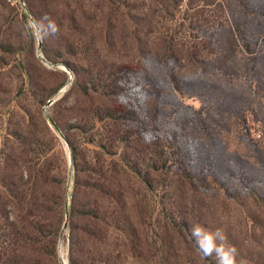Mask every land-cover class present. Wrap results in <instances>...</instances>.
<instances>
[{"label": "rangeland", "instance_id": "1", "mask_svg": "<svg viewBox=\"0 0 264 264\" xmlns=\"http://www.w3.org/2000/svg\"><path fill=\"white\" fill-rule=\"evenodd\" d=\"M235 2L227 18L212 6L189 12L183 7L171 10L168 21L155 20V32L147 41L152 52L164 55L160 30L176 42L193 44L191 55H166L168 63L161 64L157 57L143 58L136 51L142 42L136 39H140L136 16L145 12L132 9L137 0H128V10L115 4L101 9L95 0H41L50 10L37 19L30 15L25 19L22 9L0 0V167L7 158L15 162L9 163V171L21 174L25 144L43 145L61 171L58 176L64 180L68 172L67 184L63 183L68 194L73 186L71 152L53 118L73 124L87 110L125 106L132 117L121 128L154 145L163 160L168 159L170 177L191 172L178 138L206 156L201 172L191 173L190 197L195 208L205 212L207 224L194 217L199 213L193 217L205 229L224 231L238 250V264L241 260L264 264V10H260L264 0H250L246 9ZM197 12L201 23H190ZM45 16L55 21L58 31L40 40L31 25ZM58 42L75 54L66 55L67 62L100 61L153 76L165 72L166 88H140L142 94L150 90L154 95L148 97L123 78L119 95H82L72 87L74 76L63 63L51 64L44 58L43 50L52 54ZM171 74L183 81L177 90L170 87ZM123 90L128 93H120ZM158 90L163 92L156 97ZM48 93H53L52 105L43 98ZM101 126L95 128L105 131ZM155 178L152 192L139 181L135 187L137 264H202L196 251L182 244L184 231L172 230L162 214L159 201L166 193L159 187L160 177ZM181 220L177 218L178 225ZM67 244L63 235L58 243L61 264H67Z\"/></svg>", "mask_w": 264, "mask_h": 264}, {"label": "trees", "instance_id": "2", "mask_svg": "<svg viewBox=\"0 0 264 264\" xmlns=\"http://www.w3.org/2000/svg\"><path fill=\"white\" fill-rule=\"evenodd\" d=\"M137 1L138 5L132 9L145 12L136 16V34L140 36V39H136L142 40L137 41L136 51L143 58L157 57L161 64L168 63L166 55L172 56L179 52L191 55L193 44L176 42L174 36L160 30L159 47L164 55L152 52L147 47V41L155 32V20L158 22L160 18V21H168L166 15L171 10L177 11L183 7L189 12L206 10L212 6L218 7L227 18V10H232L234 4V0H153L155 6H152L150 0ZM23 2L25 19H28V15L37 19L50 10L47 5H41V0ZM95 2L101 9L114 4L119 9H129L128 0ZM249 2L236 0L235 6L246 9ZM151 10L158 11L153 13ZM260 10H264V4ZM172 15L175 19V13ZM191 17L190 23H201L198 12L191 14ZM43 52L44 58L51 64L63 63L67 67L74 76L72 87L85 96L90 93L119 95V84L122 85L123 78L127 80L126 85L132 84L137 88L136 92L148 97L154 95L150 94V90L142 94L140 88L152 91L159 86L162 90L166 88L165 72L162 76H153L145 70L100 61L79 64L67 62L64 60L66 55L74 53L64 42H58L57 51L52 54L46 49ZM168 80L172 89L177 90L184 85L182 79L174 74ZM162 92L158 90L153 93L157 97ZM120 93L126 95L128 91ZM52 95L48 93L43 98L47 101ZM130 112L125 106H110L87 110L73 124L53 118L64 133L71 152L73 186L68 194L63 186V183L67 184L68 172L64 180L58 176L61 171L53 164L49 150L43 145L40 147L33 142L25 144L27 151L19 162L21 174L9 171V163L14 161L7 158L3 160L0 167V264H61L58 243L63 235L68 242L67 264H137V231L133 216L135 187L139 181L152 192L157 176L161 180L160 189L166 193L163 195L164 201H159V204L171 229L184 231L182 244L192 247L202 264H216L215 255L203 256L191 235V229L198 225L195 218L203 225L207 224L205 212L195 208L190 197L194 183V174L191 173L198 175L201 172L206 156L178 138L184 145L186 166L191 172L185 170L177 177H170L166 169L168 159L164 161L154 145L144 143L131 129L121 128L125 120L132 117ZM98 124L105 131L99 132L95 128ZM175 139L178 140L176 136ZM111 149L116 150L113 152ZM170 192L172 194H168ZM67 207L68 227L63 232ZM195 213L200 216H194ZM179 217L182 219L181 225L177 224Z\"/></svg>", "mask_w": 264, "mask_h": 264}, {"label": "clouds", "instance_id": "3", "mask_svg": "<svg viewBox=\"0 0 264 264\" xmlns=\"http://www.w3.org/2000/svg\"><path fill=\"white\" fill-rule=\"evenodd\" d=\"M31 26L35 36L40 40L49 34L54 35L58 31L55 21L46 16L40 21L33 20ZM191 235L203 256L215 255L216 264H238V250L234 245L228 243L227 236L222 229L209 230L197 225L191 229ZM239 264H244V261L241 260Z\"/></svg>", "mask_w": 264, "mask_h": 264}, {"label": "built area", "instance_id": "4", "mask_svg": "<svg viewBox=\"0 0 264 264\" xmlns=\"http://www.w3.org/2000/svg\"><path fill=\"white\" fill-rule=\"evenodd\" d=\"M6 1L12 6H16L22 10L25 8V3L23 2V0H6Z\"/></svg>", "mask_w": 264, "mask_h": 264}, {"label": "water", "instance_id": "5", "mask_svg": "<svg viewBox=\"0 0 264 264\" xmlns=\"http://www.w3.org/2000/svg\"><path fill=\"white\" fill-rule=\"evenodd\" d=\"M54 103V99H51L49 101V105H52ZM52 122V121H51ZM52 124H54V122H52ZM55 125V124H54ZM56 126V125H55ZM70 177H71V173H70ZM68 214H69V210L68 207L66 208V214H65V222H64V226H63V232H65V230L68 227Z\"/></svg>", "mask_w": 264, "mask_h": 264}]
</instances>
